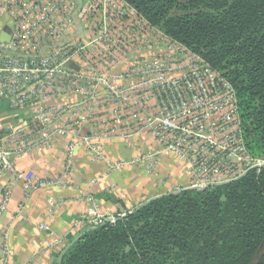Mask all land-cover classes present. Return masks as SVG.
<instances>
[{"label":"built area","instance_id":"2783aa9c","mask_svg":"<svg viewBox=\"0 0 264 264\" xmlns=\"http://www.w3.org/2000/svg\"><path fill=\"white\" fill-rule=\"evenodd\" d=\"M82 1L0 0V13L12 19L13 25L9 43H0V105L11 112L33 113L17 128L0 121V219L11 201L14 182L21 183L27 200L32 192L69 179L71 157L81 138L70 123L74 105H49L46 100L60 89L74 91L76 83L93 78L114 101L137 102L144 115L142 128L157 144L141 161L151 167L155 158L173 154L187 170L189 186L172 194L235 182L264 166V159L246 148L236 95L224 77L150 25L125 1ZM76 18L83 34H74ZM77 54L95 59L102 67H117L121 58L132 54L133 63L123 77H117L127 78L130 85L119 92L93 72L76 74L70 63ZM60 137L70 142L58 177L42 179L15 165L17 159L51 148ZM4 180L8 182L3 184ZM87 200L92 202L90 197ZM117 217L106 216L92 205L74 225L84 226L86 232ZM7 241L8 230L2 234L4 256ZM58 245V240L49 243L50 248Z\"/></svg>","mask_w":264,"mask_h":264},{"label":"trees","instance_id":"16d2710c","mask_svg":"<svg viewBox=\"0 0 264 264\" xmlns=\"http://www.w3.org/2000/svg\"><path fill=\"white\" fill-rule=\"evenodd\" d=\"M123 1L229 82L246 148L264 159V0ZM57 264H264V166L144 203L81 233Z\"/></svg>","mask_w":264,"mask_h":264},{"label":"crops","instance_id":"0c3cea01","mask_svg":"<svg viewBox=\"0 0 264 264\" xmlns=\"http://www.w3.org/2000/svg\"><path fill=\"white\" fill-rule=\"evenodd\" d=\"M11 20L0 13V34L4 32L9 38ZM72 26L74 34L84 33L77 18ZM132 63V54L121 58L117 67H102L104 64L99 66L95 59L77 54L70 66L76 74L93 72L116 91L125 92L130 82L117 77H123ZM93 86L97 87L92 92ZM134 100L114 101L95 78L76 83L74 91L60 89L46 100L49 105H74L70 123L81 138L76 140L71 157V175L65 184L34 191L27 200L21 183H13L11 201L0 219V249L2 234L8 230L7 255L0 250L1 264H57L83 230L75 227V221L92 205L106 216H117L175 191L173 187H188L189 173L175 155L157 157L151 167L141 161L157 144L142 128L144 115ZM4 106L0 105V121L7 127L17 128L33 114L11 112L6 107L1 110ZM69 142L68 137L56 138L51 148L17 159L15 165L42 179H54L63 171ZM57 240L59 245L50 248L49 243Z\"/></svg>","mask_w":264,"mask_h":264},{"label":"water","instance_id":"95a60500","mask_svg":"<svg viewBox=\"0 0 264 264\" xmlns=\"http://www.w3.org/2000/svg\"><path fill=\"white\" fill-rule=\"evenodd\" d=\"M9 41H10V38H9V36L6 33L3 32V33L0 34V43L1 44L9 43ZM151 200H153V199H151ZM151 200H149V201H151ZM149 201H147V202H149Z\"/></svg>","mask_w":264,"mask_h":264},{"label":"rangeland","instance_id":"374dc122","mask_svg":"<svg viewBox=\"0 0 264 264\" xmlns=\"http://www.w3.org/2000/svg\"><path fill=\"white\" fill-rule=\"evenodd\" d=\"M172 74H176V72H173ZM0 119H1V118H0ZM145 174H146V173H145ZM188 186H189V185H188ZM180 187H181V185H178V186H176V188L173 187L171 190H174V189H175V190L177 191V190L180 189ZM82 225H84V224H82ZM86 226H87V225H86ZM86 226H85V227H86ZM79 228L82 230V229H84V226H80ZM83 231H84V230H82V232H83Z\"/></svg>","mask_w":264,"mask_h":264}]
</instances>
